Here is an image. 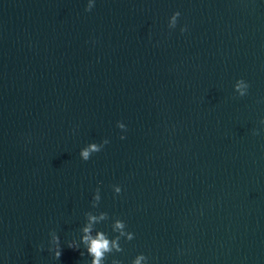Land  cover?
<instances>
[{
  "label": "water",
  "instance_id": "95a60500",
  "mask_svg": "<svg viewBox=\"0 0 264 264\" xmlns=\"http://www.w3.org/2000/svg\"><path fill=\"white\" fill-rule=\"evenodd\" d=\"M262 119L264 0H0V264H264Z\"/></svg>",
  "mask_w": 264,
  "mask_h": 264
},
{
  "label": "clouds",
  "instance_id": "9594fccd",
  "mask_svg": "<svg viewBox=\"0 0 264 264\" xmlns=\"http://www.w3.org/2000/svg\"><path fill=\"white\" fill-rule=\"evenodd\" d=\"M92 7L93 4H90L88 7H86L85 10L90 11ZM180 15V12L177 11L170 17L168 24V27L170 29L176 27L177 20ZM184 31H187L186 27L181 28V32ZM248 87L249 85L243 79H240L235 83L234 90L238 93L239 96L243 97L247 94ZM260 123L264 125V119H262ZM120 127L123 128L125 127V125L120 124ZM254 134L257 133H255L254 131ZM121 139H124V137L122 136ZM108 142V140H104L101 147H97L95 144H92L89 150L82 153L83 160H89V151L94 153L99 152ZM112 187L116 194L121 193L122 189L120 186L113 185ZM100 199V189L99 187H97L92 198L93 208L98 207ZM85 218L86 222L80 229L81 237L79 242L76 240H71L70 242H68L67 246L69 248L78 250L80 249L81 245H83L84 251H81V256L87 254V256L90 257V264H105L106 259L109 255L123 252L124 249L122 248L120 243L122 238L126 242L132 241L134 239V233L127 231L126 223L119 218L114 219L113 223L111 224L112 231L114 233H117V235H115L113 238H109L106 232L96 229L95 225L109 219L108 213L106 212H99L98 214H94L93 212L89 211L85 213ZM51 235L52 240L51 242H49L51 246L48 250L53 253L55 259H59L61 255L60 238L55 231H52ZM142 261L144 262V264H147L148 262V257L143 253L137 255L132 260L131 264H141ZM111 264H121V261L113 258L111 260Z\"/></svg>",
  "mask_w": 264,
  "mask_h": 264
}]
</instances>
